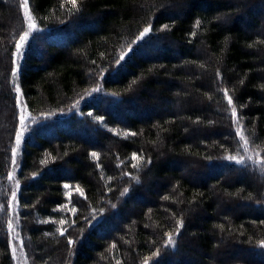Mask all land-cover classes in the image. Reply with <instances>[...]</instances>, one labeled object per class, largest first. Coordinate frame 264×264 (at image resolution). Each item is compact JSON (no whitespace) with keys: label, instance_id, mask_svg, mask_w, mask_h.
<instances>
[{"label":"trees","instance_id":"16d2710c","mask_svg":"<svg viewBox=\"0 0 264 264\" xmlns=\"http://www.w3.org/2000/svg\"><path fill=\"white\" fill-rule=\"evenodd\" d=\"M22 2L0 0V264L12 210L27 264H264V0H26L15 70Z\"/></svg>","mask_w":264,"mask_h":264},{"label":"rangeland","instance_id":"374dc122","mask_svg":"<svg viewBox=\"0 0 264 264\" xmlns=\"http://www.w3.org/2000/svg\"><path fill=\"white\" fill-rule=\"evenodd\" d=\"M25 2H26V0H23V2H22V7L24 10L23 14L25 16V22H26L25 33H29V37H30L32 35V33H34L35 31H30L29 25L33 24V22H32V20L28 19L29 14L27 12V9H25V7H24ZM35 28H36V26H35ZM37 30L38 29L36 28V31ZM23 36H24V34H23ZM27 41L23 43V46L19 48V51H18V45H20L21 42L17 45V51L15 53L16 56H14V69L15 70L18 67L20 54L24 50L25 44L27 43ZM15 70L13 71L14 72L13 73V80L16 82V75L18 74V70L17 71H15ZM15 86H16V83H15ZM15 91H16V94H18L17 95V104H18L17 107H18V110L20 113V124H19V128L17 131V142L20 143L21 139L18 140V138L24 137V135L26 133L25 127H26L27 121L30 117H29V113L27 111L26 106L23 104L24 101H23L22 95L20 94L19 88L15 87ZM5 110H6V108L5 109H2V107L0 108L1 113L2 112L4 113ZM13 154H14V150H13ZM193 167H194L193 169H195V170L198 169V167H195V165ZM11 174H10L11 179H14L15 178L14 174H12V176H11ZM13 188H16L15 183L13 185ZM12 194H14V190H13ZM9 237H10L11 245L13 246V254H14L16 264H27V262L23 256L22 247H21L22 244L19 241L18 235H17V215H14V210H12L11 219H10Z\"/></svg>","mask_w":264,"mask_h":264},{"label":"snow or ice","instance_id":"6c2138e0","mask_svg":"<svg viewBox=\"0 0 264 264\" xmlns=\"http://www.w3.org/2000/svg\"><path fill=\"white\" fill-rule=\"evenodd\" d=\"M73 3H75V0H72ZM25 9H27V2H25V5H24ZM29 20H31V17L29 16L28 17ZM167 27V26H165ZM29 28H30V31H36V28H35V25L34 24H30L29 25ZM151 31L150 28H145L144 29V32L141 33V38H143L147 33H149ZM28 37H29V33H25L24 36L21 37V44L18 45V51H19V48L23 46V43L26 42L28 40ZM124 57L122 56L121 59H123ZM94 91H99V89H95ZM229 103H232L231 99L229 98ZM233 114L235 115V110L233 111ZM19 140V138H18ZM92 155L95 157L96 156V153H92ZM135 158V156H134ZM234 159V158H233ZM238 163L242 162V161H237ZM65 188H68L70 187L69 185H64ZM77 192H80L81 195H83V192L77 188L76 189ZM125 192H127V189H125ZM123 194V193H122ZM74 211V209H73ZM61 223H64L63 221H61ZM63 234V233H61ZM171 242V241H170ZM69 243H72V241H69ZM147 264V262H146Z\"/></svg>","mask_w":264,"mask_h":264}]
</instances>
